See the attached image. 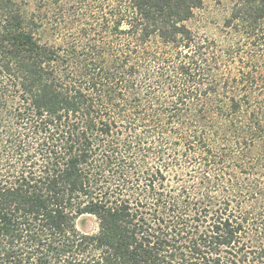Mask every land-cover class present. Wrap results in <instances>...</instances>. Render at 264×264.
Listing matches in <instances>:
<instances>
[{
	"label": "trees",
	"instance_id": "1",
	"mask_svg": "<svg viewBox=\"0 0 264 264\" xmlns=\"http://www.w3.org/2000/svg\"><path fill=\"white\" fill-rule=\"evenodd\" d=\"M111 1L0 0V264H264V0Z\"/></svg>",
	"mask_w": 264,
	"mask_h": 264
},
{
	"label": "rangeland",
	"instance_id": "2",
	"mask_svg": "<svg viewBox=\"0 0 264 264\" xmlns=\"http://www.w3.org/2000/svg\"><path fill=\"white\" fill-rule=\"evenodd\" d=\"M108 3L111 0H90L91 6L95 3ZM230 0H203L202 5L193 11V16L185 23L187 28L195 37L206 38L215 41L218 45L228 47L234 44L236 37L230 30H225L224 23L230 13ZM94 10V9H92ZM47 42L59 43L55 40H46ZM77 227L80 231L91 233L96 228L93 218L84 216L78 219Z\"/></svg>",
	"mask_w": 264,
	"mask_h": 264
}]
</instances>
